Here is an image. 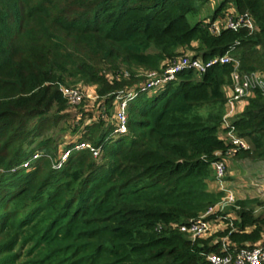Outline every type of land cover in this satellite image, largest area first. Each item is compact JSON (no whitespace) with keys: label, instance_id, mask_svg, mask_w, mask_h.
<instances>
[{"label":"trees","instance_id":"16d2710c","mask_svg":"<svg viewBox=\"0 0 264 264\" xmlns=\"http://www.w3.org/2000/svg\"><path fill=\"white\" fill-rule=\"evenodd\" d=\"M200 2L0 0V264H208L216 238L228 236L235 249L263 239L258 198L225 210L229 235L191 242L170 227L223 197L210 185L214 154L229 148L221 138L229 65L185 70L138 94L125 108L127 133L114 134L116 96L180 50L205 62L230 51L241 72H264V0H221L209 21L190 25ZM229 7L255 30L213 35ZM80 85L94 89L97 107L72 119L60 88ZM232 125L249 145L237 157L264 161V94L252 92ZM85 142L101 148L97 158L71 151L53 168Z\"/></svg>","mask_w":264,"mask_h":264},{"label":"built area","instance_id":"2783aa9c","mask_svg":"<svg viewBox=\"0 0 264 264\" xmlns=\"http://www.w3.org/2000/svg\"><path fill=\"white\" fill-rule=\"evenodd\" d=\"M243 28L247 29L249 34L255 30L249 18L235 13L232 7H229L222 17L216 19L211 24L210 31L213 35H217L222 30L238 31ZM215 65H229L231 67L230 86L228 87L229 94L226 97L224 106L225 113L221 120V129L223 130L221 138L224 143L228 144L229 148L224 153L216 152L214 154L216 160L211 164L214 177L213 182L217 186V191L223 193V197L217 204L209 207L204 213L189 221L187 224L170 225L172 229H176L179 233L186 235L191 242L208 239L228 228L231 229L227 235L234 231L231 223L233 216L231 214H223L227 208L234 206L235 202L240 199L239 196L227 188L228 163L239 152L248 151L249 145L236 134L232 123L234 118L243 111L245 101L252 92L259 91L264 94V72H241L239 61L230 51L225 52L222 56L209 59L206 62L199 58H194L192 55H186L167 62L161 72L141 71L138 76L144 77L146 81L138 88L121 92L116 96L114 101L115 118L117 121L114 134L124 135L127 133L125 108L128 101L133 100L140 93L158 89L174 81L179 72L191 70L197 73H204L208 68ZM86 92L87 88L85 87L82 90L78 87L60 88L62 97L71 108H76L87 100H97L95 95L88 96ZM82 150L89 151L95 158L101 152L100 147L95 148L90 143H77L72 149L60 153L58 162L53 164V168L60 169L71 151ZM38 156V154H34L32 160L38 158ZM28 164L29 162H25L22 165L23 168H26ZM158 229L160 230V227ZM227 238L228 236L215 239V242L220 244V251L219 253H212L206 256L208 264H264V237L253 246L239 249H235L234 245H231Z\"/></svg>","mask_w":264,"mask_h":264},{"label":"rangeland","instance_id":"374dc122","mask_svg":"<svg viewBox=\"0 0 264 264\" xmlns=\"http://www.w3.org/2000/svg\"><path fill=\"white\" fill-rule=\"evenodd\" d=\"M202 2H200V9H199V15L198 17H194V15H188L187 16V20L189 22L190 25L195 24V22L197 20L200 19H205L207 18V20L209 21L213 11L215 10L216 6H218V4L220 3L221 0H201ZM180 54H182V56H186V55H192L193 52L189 49L186 51H182L180 50ZM79 89H83V86H78ZM87 88V95L88 96H92L94 95V89L92 87H86ZM87 109H96L97 107V101H93V100H87L84 101L80 107L73 109V108H69L68 107V114L69 116L74 119L73 117L78 115V117H82V111H80L79 109L83 110L84 108ZM84 121V120H83ZM84 123V122H83ZM85 123H88V121H85ZM84 123V124H85ZM72 122L69 120L68 122H66L65 124H61L63 125V129H65L68 125H71ZM59 135V134H58ZM60 136V135H59ZM61 136L62 139H60V141H64L65 143L69 142L70 139H72L73 137H71L72 135H69V132L63 133ZM74 139V138H73ZM64 145H61V147H63ZM232 161V160H231ZM239 162L240 163V167L241 168V173L238 174L237 173V168L235 166L232 167V165L229 168V173L227 175L226 178V183H227V188L231 191H233L236 195H239L240 198L242 197V195L244 194L243 191L246 190V188H244L245 185H249V180H251V182L254 181H264V161H260V162H249L247 163L246 161H242V160H236L232 163L235 162ZM210 190L212 191H217V186L216 184L213 182L210 185ZM242 194V195H241Z\"/></svg>","mask_w":264,"mask_h":264},{"label":"crops","instance_id":"0c3cea01","mask_svg":"<svg viewBox=\"0 0 264 264\" xmlns=\"http://www.w3.org/2000/svg\"><path fill=\"white\" fill-rule=\"evenodd\" d=\"M225 94L226 95H228L229 94V90H228V88L227 89H225ZM242 160V161H246L247 163H249V162H251L250 160H248V159H241V158H238L237 156L236 157H234L233 159H232V161H230L229 163H228V173H229V168H230V166L232 165V167L233 166H235V165H237L236 166V168L238 169L237 170V173L238 174H240L241 173V168H239L240 167V163L237 161V162H235V163H232L233 162V160L234 161H236V160ZM264 171V170H263ZM244 188H246V190L245 191H243L244 192V194L242 195V197L240 198V199H245V198H248V199H253V198H258V199H260L261 201H263V199H264V181H262V182H260V181H254V182H251V180H249V185L247 184V185H245L244 186ZM237 196H239V195H237ZM240 197V196H239Z\"/></svg>","mask_w":264,"mask_h":264}]
</instances>
